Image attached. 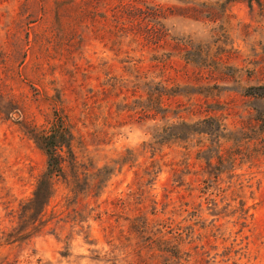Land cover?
I'll return each instance as SVG.
<instances>
[{
    "label": "rangeland",
    "instance_id": "obj_1",
    "mask_svg": "<svg viewBox=\"0 0 264 264\" xmlns=\"http://www.w3.org/2000/svg\"><path fill=\"white\" fill-rule=\"evenodd\" d=\"M0 264H264V0H0Z\"/></svg>",
    "mask_w": 264,
    "mask_h": 264
},
{
    "label": "trees",
    "instance_id": "obj_2",
    "mask_svg": "<svg viewBox=\"0 0 264 264\" xmlns=\"http://www.w3.org/2000/svg\"><path fill=\"white\" fill-rule=\"evenodd\" d=\"M252 95H254V97H262L261 94L257 92ZM177 96L178 95L172 96V99ZM167 97L169 98L171 96L167 95ZM156 111H158V113H161L159 112V110ZM180 126L183 128H188V124L183 121H178L177 123L172 125L173 128H179ZM175 138L181 139L179 133ZM74 140L75 137L73 130L65 123L64 120H59L57 124L52 128L50 134L42 136L45 151L49 156L47 172L38 180L32 197L26 200V205L29 206V208L32 209V212H34L35 214V216H33L32 218H35L36 223L39 220L38 218H40V215H42L45 209L50 206L51 202L56 196L58 184L61 183L62 185H64L70 193H75V188L81 182V178H79L76 172H74V170L76 169L73 160L75 159L64 157L65 154L73 156L72 145ZM219 144L220 141H218L216 145L218 146ZM148 147L152 150H156L155 147L157 146H155L154 143H150ZM205 152L206 150L201 152L200 154H205ZM128 158H133L132 152L129 153ZM209 158H217L220 164L230 163L234 159L223 158V155L220 151L212 153ZM208 164H211V160L208 161ZM150 167L151 170H148L150 171L149 174H155L156 178L157 174L160 172V170L157 171L158 164L153 163ZM107 168L109 169V166L101 169V172H104V170H106ZM111 170H113V173L115 172V169L112 168ZM90 179L92 180L93 187L94 182L99 184V179L97 178V176H92L90 177Z\"/></svg>",
    "mask_w": 264,
    "mask_h": 264
}]
</instances>
